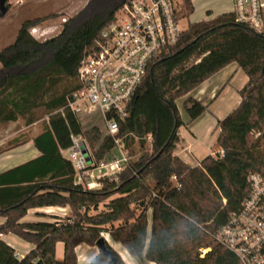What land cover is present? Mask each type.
Wrapping results in <instances>:
<instances>
[{
    "label": "trees",
    "instance_id": "1",
    "mask_svg": "<svg viewBox=\"0 0 264 264\" xmlns=\"http://www.w3.org/2000/svg\"><path fill=\"white\" fill-rule=\"evenodd\" d=\"M9 1L4 0L0 19ZM126 1L90 0L45 40L31 33L44 19H27L14 42L0 50V124L23 120L29 126L44 119L33 139L40 155L0 172V216L5 219L0 234L13 233L35 247L19 258L0 238V264H78L77 247L96 245L103 233L130 255L155 264H241L214 234L249 195V174L264 178V29L239 20L235 11L190 23L179 41L149 65L128 116L119 119L112 136L96 125L83 127L69 102L80 88L81 60L94 51L101 31ZM193 12L192 1L183 0L179 17ZM231 63L248 77L242 99L218 120L215 153L191 165L175 153L182 142L180 129L202 116L210 103L190 93ZM65 80L74 85L57 92ZM181 98L187 122L178 107ZM73 135L86 140L95 165L118 139L125 148L138 139L142 152L117 178H101L100 187L88 188L63 154ZM149 135L151 149H146ZM28 141L29 133L21 131L0 146V154ZM49 206L68 207L71 215L22 221L30 209ZM105 241L115 264H126ZM59 242L64 243L62 260L56 258ZM85 264L114 263L99 251Z\"/></svg>",
    "mask_w": 264,
    "mask_h": 264
},
{
    "label": "built area",
    "instance_id": "2",
    "mask_svg": "<svg viewBox=\"0 0 264 264\" xmlns=\"http://www.w3.org/2000/svg\"><path fill=\"white\" fill-rule=\"evenodd\" d=\"M182 2L127 0L115 19L101 31L94 51L79 64L80 88L69 102L72 111L79 115L99 110L106 133L114 136L119 130V119L129 114V102L149 65L179 41L184 30L179 17ZM234 4L239 20L255 29L263 28L260 0H234ZM72 140V146L65 151L77 171V180L88 188L100 187L101 178H117L130 162V156L122 152L110 162L95 165L86 140L75 135ZM83 147L89 156L84 155ZM117 147H123L119 139ZM248 179L249 195L240 209L218 228L214 238L236 254L241 264H264V178L252 172ZM17 257L21 258L20 254Z\"/></svg>",
    "mask_w": 264,
    "mask_h": 264
},
{
    "label": "crops",
    "instance_id": "3",
    "mask_svg": "<svg viewBox=\"0 0 264 264\" xmlns=\"http://www.w3.org/2000/svg\"><path fill=\"white\" fill-rule=\"evenodd\" d=\"M260 1L262 3L264 29V0ZM227 9L228 10H224L223 12L235 10L233 0H231V4L227 7ZM209 14H211V18L216 16V14H213L211 11ZM247 81L248 77L239 64L231 63L203 82L199 87L190 93V95L197 99H206V101H209L210 104L202 116L192 121L188 125L181 127L180 134L182 137V142L178 145L175 151L176 154H178L187 163L191 165H197L204 157L215 153L216 142L220 133L218 120L223 119L238 106L242 99L240 90L243 89ZM96 112L100 111L97 110ZM100 114L102 115L101 112ZM181 115L182 119L187 122V114L185 117L182 113ZM10 123L11 122L7 124H0L3 129V133L0 136V146L5 144L23 130L29 133V141L23 145L0 154V172L22 164L40 155L39 150L34 145L33 139L41 132V130L39 129L37 131L30 132V129H28L32 126L35 127L38 122L29 126H22V128H19L17 131L8 133L7 129L5 128L8 127ZM117 148L120 150V153L124 152L125 150V147ZM66 153V151H63L64 156L68 158ZM117 157L118 156L115 155L109 157L108 155L103 161L110 162ZM70 214L71 210L68 207L49 206L33 208L28 211L27 215L22 219V221H51L53 218H51L49 215L63 217L69 216ZM4 220V217L0 216V223H2ZM0 238L15 248L17 254H20L21 257L25 256V254L35 247L32 243L24 241L22 238L13 233L0 234ZM56 258L59 260L64 258L63 242H59L56 246Z\"/></svg>",
    "mask_w": 264,
    "mask_h": 264
},
{
    "label": "rangeland",
    "instance_id": "4",
    "mask_svg": "<svg viewBox=\"0 0 264 264\" xmlns=\"http://www.w3.org/2000/svg\"><path fill=\"white\" fill-rule=\"evenodd\" d=\"M89 1L90 0H10L9 11L0 19V50L14 42L21 24L27 19H35L38 17L44 19L31 30V33L36 38L45 40L55 36L61 31L65 21L80 11ZM192 2L194 4V12L189 17L183 18L180 22L183 29L187 28L192 22L211 18V14H209L210 11L217 15L224 10H228L227 7L231 4V0H192ZM3 3L4 0H0V10L3 8ZM72 85H74V81L65 80L56 87V90L57 92H62ZM183 101L184 98L178 100V107L185 117L186 112L183 107ZM47 118L48 117L45 116V119ZM101 118L100 112L96 111L93 113L82 112L79 114V119L83 127L87 128L96 125L103 133H106ZM43 121L44 119H41L35 127H29V131L41 130ZM24 123L23 120L11 122L5 129H7L8 133H12L22 128V126H25ZM2 130V126L0 125V136L3 133ZM123 147H125L124 143ZM124 149V153L130 156V161L136 160L142 152L138 139ZM146 149H151V137L147 138ZM66 154L69 155L68 153ZM112 155L121 156L120 150L115 147L109 153V157ZM149 218H151L150 212ZM51 221H55V219ZM102 236L105 237L107 242L120 254L126 264H154V262L147 260L145 257L141 258L130 255L120 243L112 241L109 234L103 233ZM203 251L205 252L207 249ZM98 252L99 248L96 245L80 244L77 247L78 264L87 263L98 254Z\"/></svg>",
    "mask_w": 264,
    "mask_h": 264
},
{
    "label": "water",
    "instance_id": "5",
    "mask_svg": "<svg viewBox=\"0 0 264 264\" xmlns=\"http://www.w3.org/2000/svg\"><path fill=\"white\" fill-rule=\"evenodd\" d=\"M83 148L85 150L84 155L89 156V151L87 150V148ZM90 161L91 159L89 158V162ZM96 246L99 248V251L107 255L114 264L116 263V257L114 256L113 252L106 246V241L104 237H101L96 241Z\"/></svg>",
    "mask_w": 264,
    "mask_h": 264
}]
</instances>
